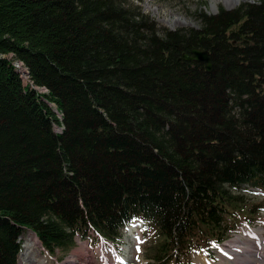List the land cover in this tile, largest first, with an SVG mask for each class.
Wrapping results in <instances>:
<instances>
[{"label":"trees","instance_id":"trees-1","mask_svg":"<svg viewBox=\"0 0 264 264\" xmlns=\"http://www.w3.org/2000/svg\"><path fill=\"white\" fill-rule=\"evenodd\" d=\"M199 15L171 30L131 0H0V264L31 231L70 252L135 220L150 264H190L254 223L264 203L237 191H264V0Z\"/></svg>","mask_w":264,"mask_h":264},{"label":"rangeland","instance_id":"rangeland-1","mask_svg":"<svg viewBox=\"0 0 264 264\" xmlns=\"http://www.w3.org/2000/svg\"><path fill=\"white\" fill-rule=\"evenodd\" d=\"M136 4L143 12L150 15L153 18L158 27L168 28L176 30L180 28L199 27L201 20L199 14L204 12L208 14H216L221 8L234 9L246 2H254L257 0H131ZM26 75V74H25ZM29 79V78H28ZM242 194L248 197V200L256 203H264V191L258 188H252L244 186L243 189L238 190ZM256 218L258 222L255 225H242L225 243L214 251H196L194 250L189 257L192 259L191 264H196V260L213 259L215 262L219 261V255L223 250V247L228 243H233L234 237L246 236V232L260 228L261 233L264 235V206ZM254 226V227H252ZM140 234V235H139ZM37 236V235H36ZM163 239V238H162ZM161 239V240H162ZM158 237L155 236V232L150 230L145 222H138L135 225L123 232L121 239V245H115L118 250L127 257L126 264H150L152 257L156 254L155 242ZM21 252L19 254L20 264H31L27 261L23 255V244L25 242V236H22ZM39 244L33 247L30 255L36 260L33 264H40L44 261L47 264H111L108 259H111L106 253L102 255L99 251L103 249L105 251L104 243H100L95 246L94 241L82 240L78 238L79 245L70 252H62L60 249L57 252H51L43 247L40 239ZM86 242L89 244L86 248ZM255 243V244H254ZM225 244V245H224ZM248 249L261 247L258 245V240L249 242ZM257 244V246H256ZM107 248L111 249L110 244H105ZM224 245V246H223ZM238 245V244H237ZM85 246V247H84ZM222 247V249H221ZM264 249V248H263ZM185 252V251H184ZM74 259L75 263H69L70 259ZM210 259V260H211ZM212 260V261H213ZM188 259H179L176 264H186ZM242 261V260H241ZM107 262V263H106ZM251 262L255 263L254 260ZM260 263V262H259ZM174 264V263H172Z\"/></svg>","mask_w":264,"mask_h":264},{"label":"bare ground","instance_id":"bare-ground-1","mask_svg":"<svg viewBox=\"0 0 264 264\" xmlns=\"http://www.w3.org/2000/svg\"><path fill=\"white\" fill-rule=\"evenodd\" d=\"M24 236L25 242L23 244V255L26 257L28 262L33 264L36 260L33 259L30 253L33 247L39 244L38 237L32 231ZM254 240H258V245H261V247L248 249L250 246L249 242ZM232 241L235 245L232 243L225 245L219 255V261L213 262L206 257V260H196V264H264V235L261 233L260 228L246 232L245 237L241 235L239 237H234ZM88 245L89 244L86 242V248ZM99 251L102 255L106 253L111 258L108 259L111 264H126L127 257L123 255L115 246L111 247V249L105 248V251L103 249H100ZM251 260H254L255 263L251 262ZM68 262L75 263V260L72 258ZM40 264H47V262L44 261Z\"/></svg>","mask_w":264,"mask_h":264},{"label":"water","instance_id":"water-1","mask_svg":"<svg viewBox=\"0 0 264 264\" xmlns=\"http://www.w3.org/2000/svg\"><path fill=\"white\" fill-rule=\"evenodd\" d=\"M182 58L189 61L202 62L206 65V69L208 72L212 70L213 62L210 51L208 49L193 48L191 54L184 53V56Z\"/></svg>","mask_w":264,"mask_h":264}]
</instances>
